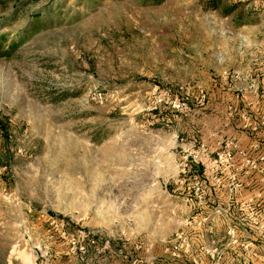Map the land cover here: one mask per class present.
Segmentation results:
<instances>
[{
    "label": "rangeland",
    "instance_id": "obj_1",
    "mask_svg": "<svg viewBox=\"0 0 264 264\" xmlns=\"http://www.w3.org/2000/svg\"><path fill=\"white\" fill-rule=\"evenodd\" d=\"M250 52L264 66V0H0V264L189 251L185 185L211 178L192 152L214 150L238 93L223 72Z\"/></svg>",
    "mask_w": 264,
    "mask_h": 264
},
{
    "label": "crops",
    "instance_id": "obj_2",
    "mask_svg": "<svg viewBox=\"0 0 264 264\" xmlns=\"http://www.w3.org/2000/svg\"><path fill=\"white\" fill-rule=\"evenodd\" d=\"M257 54L250 52L242 55L240 58L249 66L236 69L244 75L240 85L242 90L236 93L234 103L228 105L237 107L239 113L230 114L228 106L227 116L218 124H213L205 140L210 139L216 152L222 149L219 143L222 135L226 139H234L239 150H244L248 158L258 160L263 171L244 168L238 180L241 186L234 192L228 186L217 188L209 182H205L207 192L203 198L199 199L189 192L186 201L200 221L198 227H186L194 238L191 239L190 250L180 257H173L169 252L171 246L163 240L154 243L135 241L131 249L116 242L101 250V264H134V261L140 260L138 255L141 251L150 253L145 259L147 264H264V160L260 161L264 154V66L256 67L252 63ZM252 78L255 88H249ZM244 112L248 115L247 120L242 116ZM254 126H258L257 129L254 130ZM254 144H258L257 149L252 147ZM234 162H241V154L237 150ZM191 185L192 182L189 183ZM248 202L253 205L256 220H252L243 209ZM231 228L235 229L237 236L234 243L228 235Z\"/></svg>",
    "mask_w": 264,
    "mask_h": 264
},
{
    "label": "built area",
    "instance_id": "obj_3",
    "mask_svg": "<svg viewBox=\"0 0 264 264\" xmlns=\"http://www.w3.org/2000/svg\"><path fill=\"white\" fill-rule=\"evenodd\" d=\"M262 65H264V54L262 56V60L260 61ZM224 78L229 79L228 82L230 84H233L235 89L240 92V85L241 82L244 79V75H242L239 71L233 70L228 71L225 70L223 72ZM251 75L248 76V78ZM253 80V78L251 79ZM256 83L255 80L251 81L249 84V88H255ZM229 112L232 115L238 114L239 109L235 106L230 105L229 106ZM243 118L245 120L248 119V115L245 114V112L242 114ZM264 125V121L262 122ZM258 127V126H257ZM257 127H253V129H257ZM264 132V130H263ZM219 143L222 145V149L219 151H210L208 152V148L203 146H198L196 150L192 152L191 156V162L195 166H199L201 170L204 171L205 175H208L211 178L208 181L211 185L214 187L220 188L222 186H228V189L232 192L236 191L237 188L241 186L239 180L240 173L244 171V168H253L257 169L260 172H262V168L260 164L258 163V160L248 158L247 153L244 150H239L238 145H236V142L234 139H226L223 135L220 138ZM253 148L257 149L258 144H254L252 146ZM236 150L241 154V162L240 164H237L234 162V156L236 153ZM264 160V154L260 157V161ZM264 180V178H263ZM206 180H200L195 179L194 182H192V193L197 198H203L206 195ZM243 209L245 211H251L252 209V203L248 202L243 205ZM228 233L235 234V229L231 228L229 229ZM84 237L87 238V240L90 241L91 245H95V241L93 236L86 233H81ZM177 239L180 241V243L176 246H174L175 249H180V247H183L184 244H186V247L190 246V243L187 240V237L183 235V233H180L177 235ZM106 245H109V242L107 241L105 243ZM87 246L81 244L79 245L80 251H85ZM140 260L134 261V264H140Z\"/></svg>",
    "mask_w": 264,
    "mask_h": 264
},
{
    "label": "trees",
    "instance_id": "obj_4",
    "mask_svg": "<svg viewBox=\"0 0 264 264\" xmlns=\"http://www.w3.org/2000/svg\"><path fill=\"white\" fill-rule=\"evenodd\" d=\"M221 1H223V0H212V7L216 8V7L218 6V4H219ZM237 6H238L237 3H233V4H231V5L225 10V14H226V15L231 14V13L237 8ZM0 126H1V127L3 126L1 121H0ZM190 168H191L192 170H193V169L195 170V168H197L198 170L201 171V168H200L199 166L192 165ZM185 186H186L187 188H190V189H191V187H192V186L190 187V186H188V185H185ZM185 186H184V187H185ZM190 191L192 192V189H191Z\"/></svg>",
    "mask_w": 264,
    "mask_h": 264
}]
</instances>
